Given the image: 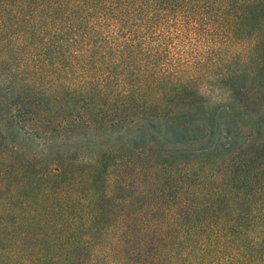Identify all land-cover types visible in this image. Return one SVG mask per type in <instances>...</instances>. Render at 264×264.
<instances>
[{
  "label": "trees",
  "instance_id": "16d2710c",
  "mask_svg": "<svg viewBox=\"0 0 264 264\" xmlns=\"http://www.w3.org/2000/svg\"><path fill=\"white\" fill-rule=\"evenodd\" d=\"M0 264H264V0H0Z\"/></svg>",
  "mask_w": 264,
  "mask_h": 264
}]
</instances>
